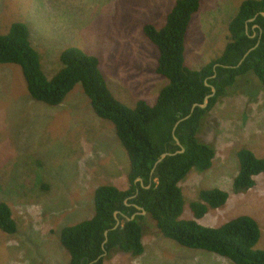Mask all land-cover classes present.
I'll return each instance as SVG.
<instances>
[{"label":"rangeland","instance_id":"rangeland-1","mask_svg":"<svg viewBox=\"0 0 264 264\" xmlns=\"http://www.w3.org/2000/svg\"><path fill=\"white\" fill-rule=\"evenodd\" d=\"M177 1L0 0V35L13 23H24L48 72L61 69V53L69 47L96 56L115 97L134 108L141 99L154 102L169 84L156 73L158 50L144 26L161 29ZM242 1L202 0L186 40L190 69L199 70L223 53L228 24ZM205 119L198 137L216 157L209 170L193 169L180 183L182 219H195L190 206L202 189L225 190L230 193L226 207L198 222L219 228L240 216L253 217L262 229L257 248L264 249V175L249 191L237 193L233 186L242 147L264 157V92L254 73L240 77ZM129 172L130 158L114 125L95 115L81 84L61 105L49 107L32 99L19 66L0 64V202L10 206L18 225L14 235L0 230V264H69L61 231L93 217L98 187L126 191ZM137 216L143 217L144 254L116 250L105 264H234L182 247L161 235L147 214Z\"/></svg>","mask_w":264,"mask_h":264},{"label":"trees","instance_id":"trees-1","mask_svg":"<svg viewBox=\"0 0 264 264\" xmlns=\"http://www.w3.org/2000/svg\"><path fill=\"white\" fill-rule=\"evenodd\" d=\"M201 3L202 0H178L161 29L152 24L144 26L145 35L158 50L156 73L169 84L161 89L154 102L141 99L134 108L115 97L96 56L69 47L61 53V62H58L61 69L48 72L30 43V31L24 23H13L7 34L0 35V64L21 68L32 99L56 107L81 84L95 115L114 125L130 158L129 188L122 191L113 185L98 187L94 193L93 217L61 231L60 241L70 254L69 264H90L98 260L104 254L102 247L107 230H111L105 244L108 255L116 250L133 257L143 255L146 250L140 222L143 217L137 216L132 221L124 218L138 212L134 205L146 211L160 234L182 247L207 251L234 264H264V249L257 248L262 229L255 218L240 216L219 228L205 227L198 222L209 208L226 206L229 192L218 188L202 190L200 201L191 204L195 219H182L185 200L180 183L193 169L209 170L216 156L213 148L198 139L205 116L219 99L228 95L229 89H235L240 77L250 72L259 79L264 92V17L259 15L254 23H249L248 34L246 31L247 22L264 12V0H243L228 24L223 53L201 69L193 70L186 65V40ZM255 24L260 29L254 31ZM253 48L240 67H222L236 66ZM217 64L221 66L217 67L214 77ZM211 86L217 92L207 108H196L191 118L180 123L173 133L179 119L187 117L194 104H203L212 94ZM147 94L152 96L151 91ZM174 135L185 152L167 157L155 168L162 154L181 150ZM238 159L240 173L234 187L237 192H246L256 186L257 176L264 175V157H258L244 146L238 151ZM138 178L145 187L151 185V188L142 187L136 182ZM115 212L125 222L123 228L121 223L117 230H112L116 226ZM0 230L8 235L18 232L12 210L5 202H0ZM105 261L103 257L93 264H105Z\"/></svg>","mask_w":264,"mask_h":264},{"label":"water","instance_id":"water-1","mask_svg":"<svg viewBox=\"0 0 264 264\" xmlns=\"http://www.w3.org/2000/svg\"><path fill=\"white\" fill-rule=\"evenodd\" d=\"M259 15H261V16L264 17V12L257 14L253 19L249 20L248 22H254V21L257 19V17H258ZM253 27H259V26H258V25H254ZM248 28H249V26L247 25V26H246V30H248ZM254 49H255V48L251 49V50H250V51L244 56V58L239 62V64H238L237 66H224V65H222V67H225V68H238V67H240V66L242 65V63L244 62V60L246 59V57L249 55V53H250L252 50H254ZM220 66H221L220 64H217V65L214 66V73H215L214 77H216L217 67H220ZM206 85L210 87V85H209L207 82H206ZM211 89H212V94L209 95V96H207V97L205 98L204 103H203V104H198V103L194 104L193 107H192V109H191V113H190L187 117H185V118L179 120V122L176 124V126H177L180 122H182V121H184V120L190 118V117L192 116V113L194 112V110H195L196 108L200 107V108H202V109H205V108L208 106L210 98H212V97L216 94V92H217V89H216L214 86H211ZM174 139H175L177 145L181 148V150H180V151H177V152L174 153V154H172V153H164V154H162V156L160 157V159L156 162V164H155V168H156V167H157V166H158V165H159L164 159H166L167 157L174 156V155H177V154H180V153H184V152H185V149H184V147L182 146V144H181V142L179 141V139L176 138V137H174ZM155 168H154V169H155ZM136 182H140V183H141V186H142V187H145V186H144V183H143V180H142L141 178H138ZM145 188H146V189H149L150 186L145 187ZM125 203H126V201H125ZM126 204H127V203H126ZM137 209H138L139 211H142L143 214H147L146 211H145L143 208H141V207H137ZM118 214H119V212H115V214H114V215H115V219H116V226H115L112 230H117V229L119 228V226L121 225V222H120V220H119V218H118V216H117ZM125 219H126V221H132V220L135 219V215H133V216H131V217H127V216H125ZM122 226H123V225H122ZM122 226H121V227H122ZM110 231H111V230H107V231L105 232L106 241L104 242L103 247H102L104 254L101 255V256L98 258V260L101 259V258H103V257H105V256L108 254L107 251H106V248H105V244L108 242V234L110 233ZM98 260H96L95 262H97ZM95 262H92V263H90V264H93V263H95Z\"/></svg>","mask_w":264,"mask_h":264},{"label":"clouds","instance_id":"clouds-1","mask_svg":"<svg viewBox=\"0 0 264 264\" xmlns=\"http://www.w3.org/2000/svg\"><path fill=\"white\" fill-rule=\"evenodd\" d=\"M194 16H195V15H194ZM193 18H194V17H193ZM252 19H253V18H252ZM250 20H251V19H250ZM255 21H256V20H255ZM255 21H254V22H255ZM192 22H193V19H192ZM254 22H247L246 26H247V25L249 26V23H254ZM191 24H192V23H191ZM255 25H257V24H255ZM253 26H254V25H253ZM258 26H259V25H258ZM252 29L255 31L256 29H260V26H259V27H252ZM246 31H247V34H248L249 28H248V30H246ZM260 33H261V31H260ZM255 36H256V33H255L253 36H251V37L254 38ZM73 48H76V47H73ZM78 49H79V48H78ZM247 53H248V52H247ZM247 53H246V54H247ZM246 54H245V55H246ZM243 58H244V57H243ZM243 58H242V59H243ZM238 64H239V63H238ZM238 64H237V65H238ZM237 65H236V66H237ZM112 81H113V80H112ZM113 83H114V82H113ZM45 105H47V104H45ZM60 105H61V104H60ZM47 106L52 107L51 105H47ZM206 108H207V107H206ZM184 118H185V117H184ZM190 118H191V117H190ZM190 118H188V119H190ZM181 119H183V118H181ZM181 119H179V120H181ZM188 119H186V120H188ZM186 120H184V121H186ZM206 121H207V120L204 118L203 124H204ZM178 122H179V121H178ZM178 122H177V123H178ZM182 122H183V121H182ZM182 122H180V123H182ZM177 123H176V124H177ZM180 123H179V124H180ZM179 124H178V125H179ZM178 125H177V126L175 125L174 130H173V133H174L175 130L177 129ZM202 127H203V125H201V128H200L199 132H201ZM198 136H199V133H198ZM174 137H176V136L174 135ZM176 138H177V137H176ZM198 139H199V137H198ZM179 141H180V140H179ZM199 141H200V140H199ZM202 143H203V142H202ZM204 144H206V143H204ZM206 145H208V144H206ZM245 147H246V146H245ZM211 148H212V147H211ZM184 149H185V148H184ZM215 157H216V156H215ZM214 159H215V158H214ZM41 164H43V163H41ZM213 164H214V160H213ZM213 164H212V166H213ZM212 166H211V167H212ZM211 167H210V168H211ZM35 168H36V177H35V181H36V180L38 179V176H37V173H38V167L35 165ZM43 168H44V164H43ZM190 172H191V171H190ZM190 172H189V173H190ZM189 173H188V174H189ZM239 173H240V170H239ZM239 173H238V175H239ZM238 175H237V176H238ZM237 176H236V177H237ZM235 179H236V178H235ZM155 182L158 183V182H159V179H156ZM234 183H235V181H234ZM149 186H150V188H151V185H149ZM233 186H234V184H233ZM42 188H43L44 191H48V190H49V189H48V186H46V185H44V184H43ZM254 188H255V187H254ZM252 189H253V188H252ZM202 190H206V189H202ZM202 190H201V191H202ZM234 190H235V187H234ZM250 190H251V189H250ZM201 191H200V192H201ZM235 192H237V191L235 190ZM237 193H242V192H237ZM183 195H184V194H183ZM127 200H128V199H127ZM127 200H126V203H127ZM184 200H185V199H184ZM199 201H200V193H199V200L196 201V202H199ZM2 202H4V201H2ZM193 203H194V202H193ZM226 205H227V204H226ZM225 207H226V206H224V207H222V208H225ZM190 208H191V206H190ZM222 208H220V209H222ZM211 210H214V209L209 208V209H208V212L206 213V215H207ZM216 210H218V209H216ZM192 212H193V211H192ZM193 214H194V213H193ZM134 215H136V214H134ZM137 215H143V214H142V211H141V213H139V214H137ZM206 215H205V216H206ZM117 216H118V215H117ZM124 218H125V216H124ZM202 219H203V218H202ZM125 220H126V219H125ZM200 220H201V219H200ZM120 222H121V221H120ZM122 224H123V226H124V223H122ZM225 224H226V223H225ZM225 224H224V225H225ZM123 226H122V228H123ZM222 226H223V225H222ZM161 235H162V234H161ZM107 255H108V254H107ZM107 255H106V256H107ZM106 256H105V257H106Z\"/></svg>","mask_w":264,"mask_h":264},{"label":"flooded vegetation","instance_id":"flooded-vegetation-1","mask_svg":"<svg viewBox=\"0 0 264 264\" xmlns=\"http://www.w3.org/2000/svg\"><path fill=\"white\" fill-rule=\"evenodd\" d=\"M135 197H136V196H135ZM135 197H132V199H134ZM134 206L136 207V209H137V207H139V206H137V205H134ZM137 211H138V212H137L136 214H139L140 211H139L138 209H137Z\"/></svg>","mask_w":264,"mask_h":264}]
</instances>
